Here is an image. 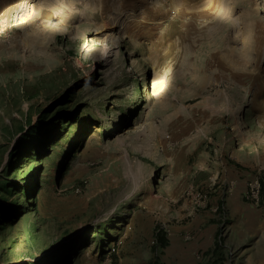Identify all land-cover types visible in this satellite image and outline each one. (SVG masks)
<instances>
[{"label":"rangeland","instance_id":"obj_1","mask_svg":"<svg viewBox=\"0 0 264 264\" xmlns=\"http://www.w3.org/2000/svg\"><path fill=\"white\" fill-rule=\"evenodd\" d=\"M225 163L264 233V0H0V264H168Z\"/></svg>","mask_w":264,"mask_h":264},{"label":"crops","instance_id":"obj_2","mask_svg":"<svg viewBox=\"0 0 264 264\" xmlns=\"http://www.w3.org/2000/svg\"><path fill=\"white\" fill-rule=\"evenodd\" d=\"M247 173L248 171L241 166L224 164L221 177L218 180L214 179L217 183L210 205L196 213L191 233L181 230L182 226L181 229L169 234L171 243L165 254L168 264H180L182 261L189 264H204L199 253L209 249L211 253L206 264H228V259L220 258L222 255L224 257L223 252L219 248L215 249L220 231V210L224 208L228 210L231 222H234L235 228L231 229L230 238L232 240L239 238L242 242L236 253L235 263L264 264V233L258 232L261 228H258V223L262 209L256 208L244 199L249 177ZM187 237H190L189 241ZM172 255L175 257L172 258Z\"/></svg>","mask_w":264,"mask_h":264},{"label":"bare ground","instance_id":"obj_3","mask_svg":"<svg viewBox=\"0 0 264 264\" xmlns=\"http://www.w3.org/2000/svg\"><path fill=\"white\" fill-rule=\"evenodd\" d=\"M235 36H242V38L249 39L254 37V33L252 30H243V29H236L235 30ZM152 75L155 85H154V91L148 95L147 98H151L153 96H157L160 93L166 91L167 88H169L172 76L168 70H166L163 65L159 64L156 60L152 61ZM151 91V87H150ZM91 142V138L89 139L88 143ZM241 147L242 148H250L252 145L248 141H241ZM88 146V145H87ZM254 150L252 152H259V147H253Z\"/></svg>","mask_w":264,"mask_h":264},{"label":"built area","instance_id":"obj_4","mask_svg":"<svg viewBox=\"0 0 264 264\" xmlns=\"http://www.w3.org/2000/svg\"><path fill=\"white\" fill-rule=\"evenodd\" d=\"M251 189L253 190V194H258L259 190H255V188L252 186Z\"/></svg>","mask_w":264,"mask_h":264},{"label":"trees","instance_id":"obj_5","mask_svg":"<svg viewBox=\"0 0 264 264\" xmlns=\"http://www.w3.org/2000/svg\"><path fill=\"white\" fill-rule=\"evenodd\" d=\"M37 130V128H35Z\"/></svg>","mask_w":264,"mask_h":264}]
</instances>
